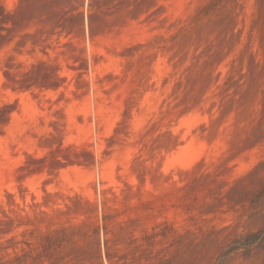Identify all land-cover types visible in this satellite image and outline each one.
<instances>
[{"label":"rangeland","instance_id":"rangeland-1","mask_svg":"<svg viewBox=\"0 0 264 264\" xmlns=\"http://www.w3.org/2000/svg\"><path fill=\"white\" fill-rule=\"evenodd\" d=\"M0 264H264V0H0Z\"/></svg>","mask_w":264,"mask_h":264}]
</instances>
